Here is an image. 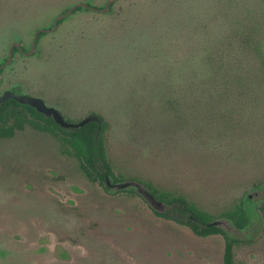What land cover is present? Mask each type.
<instances>
[{"label":"rangeland","instance_id":"374dc122","mask_svg":"<svg viewBox=\"0 0 264 264\" xmlns=\"http://www.w3.org/2000/svg\"><path fill=\"white\" fill-rule=\"evenodd\" d=\"M88 1L107 0H0V64ZM37 48L13 57L0 93L18 87L72 122L103 115L125 181L185 195L216 219L264 189V0H120L108 15L75 12ZM60 146L29 125L0 139V264H223L222 235L106 190ZM248 206L250 227L229 234L235 264H264V198Z\"/></svg>","mask_w":264,"mask_h":264},{"label":"trees","instance_id":"16d2710c","mask_svg":"<svg viewBox=\"0 0 264 264\" xmlns=\"http://www.w3.org/2000/svg\"><path fill=\"white\" fill-rule=\"evenodd\" d=\"M87 3L94 7L89 1ZM115 5L116 3L112 5V8ZM98 8L102 9L104 6ZM76 12L94 13L84 8H78ZM64 21H60V24ZM257 55L264 70V51L258 49ZM92 116L95 121L86 124L84 127L66 130L61 128L54 119L46 118L36 109L9 100L0 104V139L11 138L15 131L22 130L25 124L31 125L58 138L61 141V151L76 158L80 163V168L92 181L103 184L107 176L112 177L115 181H123L125 180L124 177L116 175L114 165L108 155L107 134L110 124L103 115L92 113ZM144 184L158 200L172 206L168 212L156 213V215L186 226L195 235L202 238L222 235L225 238L223 264H235V247L241 243L237 239L230 238L223 230L209 226L216 218L215 215L200 209L196 204L190 202L185 195L160 190L151 183ZM246 197L233 203L221 214L222 217L230 219L241 230L250 224L251 219Z\"/></svg>","mask_w":264,"mask_h":264},{"label":"water","instance_id":"95a60500","mask_svg":"<svg viewBox=\"0 0 264 264\" xmlns=\"http://www.w3.org/2000/svg\"><path fill=\"white\" fill-rule=\"evenodd\" d=\"M118 1L120 0H107L104 5V8L102 9L92 7L87 2H81V3L74 5L71 8L64 9V11L55 18L52 28L41 29L35 33L32 49L26 54L29 56L35 54L37 52V49L35 46L37 44L38 36L41 33H45V34L55 33L60 27V21L70 17L76 11L77 8H84V9L91 10L93 12L108 15L112 11V5H114ZM15 49L22 51L20 42L14 43L11 46L7 61L3 65L0 64V70L3 67L12 63L13 54H14ZM2 78H3V75L0 74V83L2 82ZM9 99H13L22 105H28L36 109L37 112L43 114L47 118H53L54 121L64 129H78V128L84 127L86 124L92 121H95L94 117L92 115H89L88 117H86L85 119H83L82 121L78 123H71L70 120L67 119L58 109L48 106L43 99L38 98V97L29 96V95H23V94L18 95L11 91H6L0 97V104L6 102ZM104 185L106 187H109L110 190L114 192L136 191L141 197L144 198V200L149 204V206L155 212L164 214L168 212L169 210H171L172 208V206H170L169 204L158 200L154 196L152 191L146 185H144L143 183L137 180H126V181H121L118 183H113V180L110 177H107V179L104 182ZM263 198H264V189H261V190H256L254 192L249 193L246 197V201L250 203L252 207H254L255 204L258 202V200L263 199ZM250 225H251V219H250V224L245 229L241 230V229H238L230 219L225 218V217L222 219H215L209 224V226H214V227H217L223 230L227 235L233 232L239 233V231H245L250 227ZM229 237L236 239L235 237L231 235H229Z\"/></svg>","mask_w":264,"mask_h":264},{"label":"flooded vegetation","instance_id":"af4514ba","mask_svg":"<svg viewBox=\"0 0 264 264\" xmlns=\"http://www.w3.org/2000/svg\"><path fill=\"white\" fill-rule=\"evenodd\" d=\"M75 5H76V4H75ZM72 7H73V6H72ZM95 8H96V7H95ZM77 9H78V8H77ZM75 12H76V11H75ZM75 12H74V13H75ZM74 13H73V14H74ZM66 19H68V18H66ZM66 19H64V20H66ZM62 21H63V20H62ZM60 25H61V24H60ZM51 28H52V27H51ZM39 30H41V29H39ZM39 30H37V31H39ZM37 31H36V32H37ZM36 32H35V33H36ZM49 34H52V33H49ZM46 35H48V34L41 33V34L38 36L37 44H36V46H35L36 49H37V52H38V48H37L38 41H39L42 37H44V36H46ZM34 36H35V34H34ZM33 39H34V37H33ZM13 44H14V43H13ZM13 44H12V45H13ZM12 45H11V46H12ZM11 46H10V48H11ZM32 46H33V41H32V44H31L30 49L26 50V49L23 47L22 43H21L22 51H19V50L15 49V50H14L13 57H14L15 55H17V54H19V55L21 54V55H23L24 57H29V55H27L26 53H28L29 51H31ZM9 50H10V49H9ZM37 52H36V53H37ZM36 53H35V54H36ZM35 54H33V55H35ZM33 55H31V56H33ZM6 61H7V60H6ZM5 63H6V62H5ZM5 63H2V65L5 64ZM9 65H10V64H9ZM9 65H7V66H9ZM7 66L3 67V68L0 70V74H2L3 70H4L5 68H7ZM2 83H3V78H2V82L0 83V85H2ZM9 90H10V91H11V90L20 91V88H18V87L9 88L8 90H5L4 92L0 93V97H1L6 91H9ZM18 95H20V94H18ZM29 96H30V95H29ZM33 97H34V96H33ZM9 100H13V99H9ZM9 100H7V101H9ZM7 101H6V102H7ZM14 101H15V100H14ZM16 102H17V101H16ZM4 103H5V102H4ZM17 103H18V102H17ZM1 104H3V103H1ZM19 104H20V103H19ZM20 105H22V104H20ZM27 106H28V105H27ZM36 111H37V110H36ZM60 112H61V111H60ZM61 113H62V112H61ZM89 115H92V114H89ZM89 115H88V116H89ZM88 116H87V117H88ZM46 118H47V117H46ZM52 119H53V118H52ZM84 119H85V118H84ZM82 120H83V119H82ZM82 120H79L78 122H80V121H82ZM70 122H71V123H78V122H72V121H70ZM26 125H28V124H25V126H26ZM25 126H24V128H25ZM29 126L32 127L31 125H29ZM60 127H61V126H60ZM24 128H23V129H24ZM32 128H34V127H32ZM61 128H62V127H61ZM23 129H22V130H23ZM34 129H36V128H34ZM63 129H64V128H63ZM22 130H16V131H22ZM36 130H38V131H40V132L48 133V132H45V131H41V130H39V129H36ZM66 130H69V129H66ZM16 131H15V132H16ZM48 134H50V133H48ZM50 135H52V134H50ZM13 136H14V135H13ZM13 136H12V137H13ZM52 136H53L55 139H57L58 142L61 144V141H60L58 138H56L54 135H52ZM60 147H61V146H60ZM67 156H68V157H72V156H70V155H67ZM72 158H74V157H72ZM74 159H76V158H74ZM76 160H77V159H76ZM77 161H78V160H77ZM78 162H79V161H78ZM107 177H110V176H107ZM107 177H106V179H107ZM110 178L113 180V183L121 182V181H115L112 177H110ZM106 179H105V180H106ZM105 180L103 181V184H102V185L105 187L106 190L111 191L109 187H106V186L104 185ZM123 181H125V180H123ZM127 192H129V191H127ZM130 193H133V194H134L133 191H130ZM156 213L161 214V213H159V212H155V214H156ZM215 219H216V218H215ZM215 219H214V220H215ZM214 220H213V221H214ZM224 250H225V249H224Z\"/></svg>","mask_w":264,"mask_h":264}]
</instances>
